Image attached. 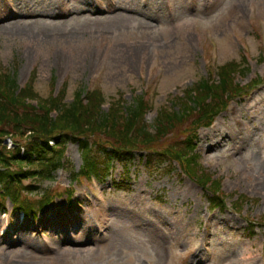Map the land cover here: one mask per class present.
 I'll list each match as a JSON object with an SVG mask.
<instances>
[{
	"label": "rangeland",
	"instance_id": "374dc122",
	"mask_svg": "<svg viewBox=\"0 0 264 264\" xmlns=\"http://www.w3.org/2000/svg\"><path fill=\"white\" fill-rule=\"evenodd\" d=\"M116 1L101 14L107 0H0V93L54 119L58 111L52 104L67 106L79 91L82 115L93 91L102 96L105 113L142 97L149 108L144 123L151 125L157 114L181 110L189 95L196 97L193 85L214 82L219 67L240 63L242 89L211 126L197 130L195 152L201 151V159L190 171L212 176L222 206L212 205L214 193L170 156L191 134L189 121L175 123L141 152L132 149L135 156L126 164L116 159L106 169L105 160L92 152L97 160L88 165L99 167L100 178L83 175L72 182L82 155L77 143H67L62 159L68 165L52 181L21 184L33 187L23 188L22 197L38 200L40 186L55 197L53 203L22 224L19 215L7 216L10 201L7 214L0 213V264H264V0ZM169 2L176 7L174 16L166 9ZM65 5L71 14L68 8L62 12ZM6 75L16 79L13 95L4 88ZM28 84L32 89L23 90ZM90 119H80L74 132L79 139L81 130L91 129V144L131 149L124 143L133 131L126 139V133L105 134L93 126L96 117L92 124ZM63 129L52 136L71 133ZM0 136L4 148L17 144L20 152L30 137L29 132ZM148 152L166 163H145ZM66 192L77 204L68 202ZM239 197L244 201L236 207ZM100 209L110 217L103 241ZM74 212L85 217V225L65 235L59 222L74 219Z\"/></svg>",
	"mask_w": 264,
	"mask_h": 264
},
{
	"label": "trees",
	"instance_id": "16d2710c",
	"mask_svg": "<svg viewBox=\"0 0 264 264\" xmlns=\"http://www.w3.org/2000/svg\"><path fill=\"white\" fill-rule=\"evenodd\" d=\"M243 69L244 67L241 69L240 63L237 62L219 67L216 81L204 80L193 85L192 90L196 97L191 98V95H189L190 97L185 100L186 104L181 110L170 112L164 110L159 115L157 114L151 125L144 123V117L149 108L147 101L142 97H138L124 107L121 103L113 105V109L105 113L100 108L104 102L102 96L98 91H93L91 95L87 96V105L85 107L81 105L83 107L81 110L82 115L79 114V104L81 103L79 91V93H76L75 101L67 106L57 101L52 104V107L58 111L57 118L54 119L45 115L33 104L20 102L13 96L5 98L0 93V134H10L14 138L17 135H24L25 132H29L30 135L22 145L25 152H20L17 144H15L16 148L14 149L4 148L2 145L4 139L0 136V211L5 210L4 205L7 199L11 201L14 210H23L25 215L33 214L37 209L44 208L50 202L52 195L46 193L45 190L41 191L40 186L38 192L42 193L39 195L38 200L22 197L23 188L30 190L33 187L29 185L21 187V184L23 180L30 178L52 181L54 179L53 173L62 167V148L68 142L78 144L83 161L80 171L82 173L91 167V165H88V160L96 161L98 158L106 161L113 157L128 161L132 156V149L142 151L158 142L170 133L171 128L177 122L182 124L189 121L191 124L189 131L196 130L200 126H208L211 119L225 110L229 102L240 93L242 88L239 86L237 79L241 76ZM15 80L13 75L7 76V84L4 85L5 90L12 92V95L18 88ZM254 83H257V81H254ZM30 89H32L31 84L23 88L26 91ZM62 91H65L64 88ZM82 117L91 118L89 120L91 124L92 118L96 117L93 126L100 128L105 134L122 135L126 133L124 137L126 139L127 134L133 131L130 140H125L124 143L128 144L131 149H117L116 146H112L110 149L105 150L107 146L103 147L98 143L93 145L88 140L89 135L92 134L91 129L81 130L84 137L79 139V136L74 132L82 126L79 123ZM56 123H61L62 126H58ZM60 127L65 128L63 130L71 131V133L59 132L56 136H52L54 131L60 129ZM51 141L54 142L53 145H50ZM115 144H119L117 147L123 146L122 142L119 141ZM180 145L182 148H174L176 155H170L171 158L189 168V171H183L201 183L203 188L211 189L214 195L209 200L210 203L220 206L221 203H218L220 197L216 192L219 190V184L213 180L212 176L201 178L197 175L196 178L190 172L194 169L195 163L188 153V146L185 142H181ZM92 152L98 153L96 154L97 158L92 156ZM155 155L150 154L147 161L161 159ZM13 167H15L14 170ZM31 193H35V191H31ZM243 201L244 199L239 197L234 205L236 207L241 206Z\"/></svg>",
	"mask_w": 264,
	"mask_h": 264
},
{
	"label": "bare ground",
	"instance_id": "6f19581e",
	"mask_svg": "<svg viewBox=\"0 0 264 264\" xmlns=\"http://www.w3.org/2000/svg\"><path fill=\"white\" fill-rule=\"evenodd\" d=\"M251 113L252 112L249 113V116L250 117H251ZM232 118H231V120L233 122V125H236L237 128H240L242 126V123H240L239 120L236 121V119L234 117H232ZM223 139H224V137H222L221 139H219L213 147L218 146L219 143L221 142V140H223ZM198 155L201 157V153H198ZM260 169H264V164L260 166ZM181 192H185V190H181ZM76 214L79 215V213H76ZM84 219H85V217L83 216V218L78 223H75L74 222L76 220V218L71 219L69 221V226L70 227H73L74 226L73 227L74 230L82 231L83 230V226L85 225V220ZM18 221L22 224V217L21 216L18 218ZM6 228H7V222L4 223V226H3V229L2 230L6 229ZM22 240L23 241H26V239H22Z\"/></svg>",
	"mask_w": 264,
	"mask_h": 264
}]
</instances>
